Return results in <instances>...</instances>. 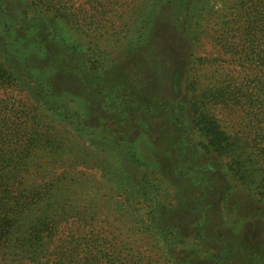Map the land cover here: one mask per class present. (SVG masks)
I'll use <instances>...</instances> for the list:
<instances>
[{
	"label": "trees",
	"instance_id": "obj_1",
	"mask_svg": "<svg viewBox=\"0 0 264 264\" xmlns=\"http://www.w3.org/2000/svg\"><path fill=\"white\" fill-rule=\"evenodd\" d=\"M27 1L30 9L20 11L22 18L47 10L62 20L94 19L84 15L80 5L71 8L73 0ZM108 1L84 3L96 9ZM234 3L239 20L225 22L214 34L240 77L201 78L203 62L194 54L186 75L190 131L175 152V169H185V181L197 185L199 174L184 166L178 155H189L190 163L198 153L211 155L219 162L226 190L237 182L264 202V0ZM207 25L197 16L190 26L195 52ZM53 38L54 54L45 63L49 65H33L24 73L6 63L0 50V82L27 91L31 100L22 103L0 96V264H139L132 254L128 262V249L114 233L128 223V190L145 195L156 188L157 194L166 196L160 189L165 176L157 166L158 157L153 153L140 157L135 148H128L127 134L117 136L89 121L90 116L99 122L114 116L95 111L91 98L84 101L67 86L79 79L91 90L98 87L110 95V77L90 55H81L80 46L66 47L65 38ZM58 66L67 70V81L56 90L45 68L53 74ZM153 144L146 143V151ZM131 160L143 166L138 178L129 173ZM154 201L158 209L161 200ZM164 230L172 239L179 237L173 227ZM168 254L171 264L191 262L173 245Z\"/></svg>",
	"mask_w": 264,
	"mask_h": 264
},
{
	"label": "rangeland",
	"instance_id": "obj_2",
	"mask_svg": "<svg viewBox=\"0 0 264 264\" xmlns=\"http://www.w3.org/2000/svg\"><path fill=\"white\" fill-rule=\"evenodd\" d=\"M234 2L109 0L93 9L84 0H73L71 8L80 5L83 14L94 19L62 20L47 10L28 12L30 19L22 18L20 11L30 9L27 0H0V50L6 63L19 73L44 65L54 54L53 37L65 38L66 47L80 46L82 56L90 55L101 64L102 74L110 77L107 85L112 86L110 95L100 93L98 87L91 90L79 79L67 86L84 101L91 98L95 111L99 108L97 112L114 116L100 122L90 116L89 121L117 136L127 134L128 148H135L140 157L149 153L158 157L157 166L165 176L160 189L166 196L157 194L156 188L145 195L128 190V223L114 233L116 241L128 249V262L132 254L139 264H171L168 248L173 245L181 258L191 260L189 264H264V202L237 182L226 190L219 162L211 155L198 153L194 163L187 160L189 155H178L184 166L199 174L197 185L185 181V169H175V152L190 131L185 105L190 60L200 57L201 78L240 77L239 68L229 63L214 34L225 22L239 20ZM197 16L208 25L195 52L190 26ZM45 69L46 78L52 79L56 90L61 89L67 70L59 67L51 74ZM27 95L25 90L0 82L1 97L31 102ZM151 140L154 146L146 151ZM134 163L128 161V170L138 178L143 166ZM156 199L161 200L158 209ZM154 213L155 221L150 219ZM168 226L175 228L177 239L165 232Z\"/></svg>",
	"mask_w": 264,
	"mask_h": 264
}]
</instances>
